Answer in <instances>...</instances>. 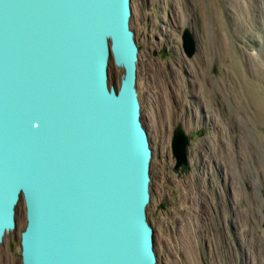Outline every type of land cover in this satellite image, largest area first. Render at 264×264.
<instances>
[{"label":"water","instance_id":"water-1","mask_svg":"<svg viewBox=\"0 0 264 264\" xmlns=\"http://www.w3.org/2000/svg\"><path fill=\"white\" fill-rule=\"evenodd\" d=\"M131 17V0H0V244L23 201L22 264H157ZM189 145L179 125L176 172Z\"/></svg>","mask_w":264,"mask_h":264},{"label":"rangeland","instance_id":"rangeland-1","mask_svg":"<svg viewBox=\"0 0 264 264\" xmlns=\"http://www.w3.org/2000/svg\"><path fill=\"white\" fill-rule=\"evenodd\" d=\"M137 91L152 149L148 221L157 264H264V0H131ZM189 29L197 51L186 54ZM124 69L113 60L109 83ZM190 137L176 172L175 129ZM0 244L22 264L27 223Z\"/></svg>","mask_w":264,"mask_h":264}]
</instances>
